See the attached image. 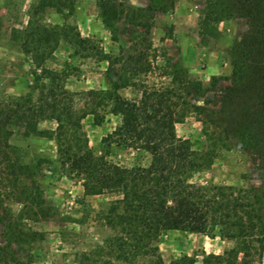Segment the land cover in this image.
<instances>
[{
    "label": "trees",
    "instance_id": "1",
    "mask_svg": "<svg viewBox=\"0 0 264 264\" xmlns=\"http://www.w3.org/2000/svg\"><path fill=\"white\" fill-rule=\"evenodd\" d=\"M95 1L104 28L116 39L123 13L118 0ZM75 2L39 0L31 6L26 26L12 31V40L36 69L33 83L37 95L34 98L28 92L0 97V224L5 227L8 246L29 237L44 239L43 233L27 229V223L47 217L39 181L47 159L37 158L31 166L25 161L29 151L10 142L13 137H40L56 142L62 169L80 179L86 196H119L104 216L107 226L116 232L108 240L109 255L119 264H196L198 260L187 254L164 262L158 242L167 231L209 237L218 234L234 242L222 254H206L201 264H256L264 235V187L203 185L192 179L212 165L219 147H229L230 134L245 149L264 158V0H205L199 22L201 37L213 35L218 23L233 17L248 23L246 34L233 46L230 85L225 90H218L219 77H212L206 85L170 64L158 67L163 77L170 78L167 86H146L139 79L147 71L144 67L148 65L150 70L151 66L142 50L133 49L122 59L70 25L44 22L47 8L71 11ZM137 26L145 34L150 31L148 23ZM62 40L84 58L107 61L108 73L120 65L118 78H110L107 89L68 90L67 75L46 66ZM128 87L138 88L140 99L122 96L120 91ZM208 92L219 94L227 125L223 136L212 138V152L202 153L193 149L188 139L179 138L176 127L185 121L191 107L198 109L188 97ZM78 95L84 101L81 106H77ZM109 114L120 116L121 122L102 139L103 144L145 150L151 155L149 166L122 167L94 154L83 120L92 116L93 122L101 125ZM44 121L55 122L56 128L41 129ZM5 248H0L4 264L10 260L25 263Z\"/></svg>",
    "mask_w": 264,
    "mask_h": 264
},
{
    "label": "rangeland",
    "instance_id": "2",
    "mask_svg": "<svg viewBox=\"0 0 264 264\" xmlns=\"http://www.w3.org/2000/svg\"><path fill=\"white\" fill-rule=\"evenodd\" d=\"M39 0H0V97L16 96L37 91L33 83L36 70L31 58L12 40L14 28H23L29 20V11ZM122 19L117 25L116 39L107 31L98 15L95 0H76L71 11L47 8L42 18L50 25H70L81 35L97 41L105 52L125 59L133 51L148 54V65L139 79L146 86H167L170 78L163 77L160 66L172 65L182 69L189 77L209 85L212 77L221 78L218 90L230 85L232 72L231 53L237 40L248 30V23L240 17L224 20L216 25L213 35L201 37L199 22L205 9V0H118ZM143 16H142V15ZM148 23L145 34L138 23ZM46 66L67 75L66 88L72 92L102 90L110 87V78L117 79L120 65L107 72L108 62L84 58L69 43L62 40ZM122 96L138 100L141 91L135 87L122 89ZM215 92L190 95L188 99L198 109L191 107L185 121L176 127L181 139H188L193 149L212 152L213 137L224 135L227 125L221 103ZM77 106L83 99L76 97ZM226 109L232 110L230 103ZM120 116L109 114L101 125L88 116L83 129L89 145L97 156L122 167L143 166L151 163V155L142 149L112 144L106 147L102 139L120 124ZM41 129H55L53 121L41 122ZM223 134V135H222ZM11 144L29 151L25 159L35 166L37 158H46L39 177L47 217L39 222L29 221L27 229L44 234L43 240L27 238L8 246L5 227L0 224V248L14 252L24 264H119L109 255L108 240L116 232L104 219L110 203L119 196L115 193L86 196L79 178L61 167L54 140L40 137L22 139L13 137ZM228 148L219 147L212 165L193 177V182L203 185H231L237 188L264 187V158L259 152L245 149L240 140L229 135ZM212 154V153H211ZM264 214V213H263ZM165 263L187 254L201 264L206 254H222L234 246L229 239L219 235L209 237L199 233L167 231L158 242ZM0 249V264L3 263ZM11 258L10 256L8 257ZM10 264H13L10 260ZM256 264H264V235L258 248Z\"/></svg>",
    "mask_w": 264,
    "mask_h": 264
}]
</instances>
